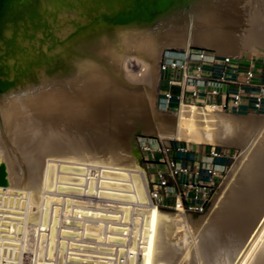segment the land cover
I'll use <instances>...</instances> for the list:
<instances>
[{
  "label": "bare ground",
  "instance_id": "6f19581e",
  "mask_svg": "<svg viewBox=\"0 0 264 264\" xmlns=\"http://www.w3.org/2000/svg\"><path fill=\"white\" fill-rule=\"evenodd\" d=\"M137 1L14 0L0 17V264H23L35 246V264H68L82 236L94 260L101 243L123 241L106 229L118 210L143 219L129 264H264V115L184 102L171 112L159 92L170 50L264 55V0ZM139 135L242 153L207 213H169L147 206Z\"/></svg>",
  "mask_w": 264,
  "mask_h": 264
},
{
  "label": "built area",
  "instance_id": "2783aa9c",
  "mask_svg": "<svg viewBox=\"0 0 264 264\" xmlns=\"http://www.w3.org/2000/svg\"><path fill=\"white\" fill-rule=\"evenodd\" d=\"M160 64L162 75L168 77L169 87L177 84L180 88L178 95L171 91L166 92L164 97L167 104L174 100H178L180 104H188L189 99L195 106L209 105L219 112H264V67H243L237 57L219 56L212 50L201 48H191L188 52H179L177 55L165 54ZM160 142L158 151L163 159L159 162L152 160L146 169L149 199L147 206L170 212L204 214L210 208L226 170V157L222 149L210 148L204 154L191 151L184 144L171 146ZM147 149L151 150L149 147ZM88 198L93 202L100 200L94 195ZM117 214L116 218L106 221V229L108 230L110 224L118 228L123 241L104 242L101 243L103 246H99L96 241L99 247L94 251L98 255L90 260V236H82L81 245L86 249L83 246L79 251L67 248L64 255L68 264H129L131 260H137L138 255L131 251V246L134 244L135 219L140 220V229L143 219L137 217L135 210L127 219L123 211L118 210ZM58 238H61L60 235L56 237V246L62 240L61 238L58 241ZM32 239L35 244L36 237ZM136 239L141 246L142 236L139 233ZM43 246L48 249L46 243ZM35 247L24 251L23 264H35L38 259ZM46 252L42 254L41 261L50 260ZM53 259L58 261L59 257L55 256Z\"/></svg>",
  "mask_w": 264,
  "mask_h": 264
},
{
  "label": "rangeland",
  "instance_id": "374dc122",
  "mask_svg": "<svg viewBox=\"0 0 264 264\" xmlns=\"http://www.w3.org/2000/svg\"><path fill=\"white\" fill-rule=\"evenodd\" d=\"M13 1L14 0H5L2 4H0V17L3 15L4 11L9 8V5H11ZM137 2H138V4H137V7L135 8V11L139 10L140 6L144 5L147 2V0H138ZM154 2H155V0H151L150 4H153L155 6ZM144 7H145V9L147 11L150 10V7L148 5H145ZM132 11H134V10H132ZM154 13L155 12H150V14H152V15ZM140 14L144 15L145 13H144V11L140 10ZM191 48L209 49V50H212L213 52H215L217 55H219L215 50L207 48V47L193 45V46H191ZM179 52H183V51L182 50H178V49H173V50L168 51V54L174 53V54L177 55V53H179ZM224 57H226V56H224ZM257 57H259V58H257ZM240 58L239 59H240L241 64H242L243 67H247L249 65H253L255 67L258 66L259 68L260 67L261 68L264 67V55L263 54L250 53V52L245 51V52H243V54H242V56ZM166 76L167 75H162V73H161L162 80H161V86H160V91L159 92H160V99L162 101H165V97L164 96H165L167 91H171V93H173L175 95H178L179 92H180L179 91L180 88L178 87L177 84L175 86H173L172 88L169 87V84L167 82L168 81V77H166ZM191 103H192V101L188 99V104H186V105H191ZM166 104H167V102H166ZM166 104H165V108L168 109L171 112H175V111H178L180 109V107H179L180 103H179L178 100L170 101L169 104H167L168 107H167ZM180 106H181V104H180ZM219 113L222 114V115L223 114L224 115H230V114L232 115L233 114V115H237V116L238 115H247V114H249V113L241 114V113H236V112H223V113L219 112ZM250 114H254L256 116H260V114L264 115V112H260V113H258V112L257 113L254 112L253 113L252 112ZM137 140H138L139 151H140V154H141V164H142V166L145 169H147L148 164H150V162L152 160H156V161L159 162V161H161L163 159V155L158 151V144L161 143L160 141H162L163 143H165L167 145H171V146H175L177 144L178 145L184 144L185 147H188L191 151L200 152V153H204V154L207 153L210 150V148L217 147L218 149H222L223 155L226 157L225 161H224L225 165H226V170L223 173V176H222V178L220 180V185H221V182L224 181L225 178L229 175V172H230L232 166H234L236 164V162L238 161V159L240 158L241 153H242V149L239 146H235V145L195 144V143H190V142H187V141H184V140H178L176 138L157 139L154 136L147 137V136H143V135H139ZM257 140H258V138L256 139V141ZM147 147L151 148V150L149 151L147 149ZM235 160H236V162H235ZM220 185H219V187H220ZM219 187H218V189H219ZM218 189H217V191H218ZM217 191H216V193H217ZM164 211H166V210H164ZM166 212L176 213V212H170V211H166ZM205 213H207V212H205ZM204 214H200V215H204ZM181 253H183V252H181ZM183 257L184 256H182L181 258H183ZM188 258H189V260H188ZM188 258L186 257L185 261L188 260L187 262H189L191 260V256H188Z\"/></svg>",
  "mask_w": 264,
  "mask_h": 264
},
{
  "label": "water",
  "instance_id": "95a60500",
  "mask_svg": "<svg viewBox=\"0 0 264 264\" xmlns=\"http://www.w3.org/2000/svg\"><path fill=\"white\" fill-rule=\"evenodd\" d=\"M5 0H0V4H2ZM171 0H155V8L160 10L169 4ZM151 9V6H150ZM8 184L7 179V169L4 163H0V185L6 186Z\"/></svg>",
  "mask_w": 264,
  "mask_h": 264
}]
</instances>
